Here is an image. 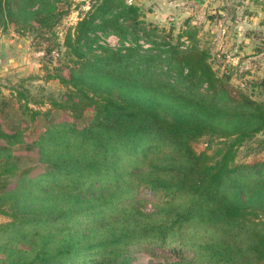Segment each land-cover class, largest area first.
I'll list each match as a JSON object with an SVG mask.
<instances>
[{
	"label": "trees",
	"instance_id": "1",
	"mask_svg": "<svg viewBox=\"0 0 264 264\" xmlns=\"http://www.w3.org/2000/svg\"><path fill=\"white\" fill-rule=\"evenodd\" d=\"M23 1L0 0V28L19 13L53 26L55 9H28ZM140 24L138 5L101 0L67 32L74 65L60 75L66 98L53 104L70 119L32 139L42 171L20 169L11 145L26 138L0 122V138L9 142L0 144V212L11 218L0 224L6 261L132 264L139 245L180 257L162 264H264V154L236 160L238 149L264 132V101L233 89L207 49L158 45ZM99 31L132 33L133 43L108 46ZM154 66L191 92L190 103L164 102L183 98L170 87L147 86ZM198 85L206 92L192 93ZM87 111L90 122L78 126ZM145 189L162 196L149 211L135 205Z\"/></svg>",
	"mask_w": 264,
	"mask_h": 264
},
{
	"label": "rangeland",
	"instance_id": "2",
	"mask_svg": "<svg viewBox=\"0 0 264 264\" xmlns=\"http://www.w3.org/2000/svg\"><path fill=\"white\" fill-rule=\"evenodd\" d=\"M100 1L24 0L23 5L28 9L38 6L55 9L57 19H54L53 26L41 28L32 16L23 17L21 13L1 25L0 122L7 132L19 129L26 138L25 142L11 145L20 169L28 168L32 174L42 171L44 165L38 160L36 149L29 147L32 139L48 125L70 119L68 111L53 104L54 100L64 101L66 98L68 88L60 81V75L67 76L74 65L72 59H75V55L66 47L65 36L69 30L74 31L78 20ZM124 1L139 6L140 25L151 33L150 38L158 45L169 43L179 50L192 46L207 49L213 68L218 75L229 79L233 89L264 101V58L255 57L261 52L259 50L264 51V0H205L203 4L194 1L176 4L169 0ZM259 27L262 30L258 31ZM248 29L252 32L247 33ZM98 35L101 43L111 47L129 45L134 39L132 33L119 36L113 32L105 34L99 31ZM139 42L144 48L154 45L144 38ZM92 47V53L100 51L99 47ZM152 69V72L148 71L151 77L147 86H159V91L170 87L169 93L183 98L161 97L164 102L179 107H184L185 102L190 103L191 92L181 82L160 73V66ZM170 71L176 72L173 69ZM156 81L160 83L156 84ZM205 86L198 85L192 89V93L206 92ZM145 93L150 92L145 90ZM32 109L40 113L33 117L30 114ZM91 115V111L85 112L82 118L76 120L77 125L88 124ZM0 144L8 145L9 142L0 138ZM196 145L202 149L207 142L202 139ZM263 154L264 132L242 145L236 160L252 161ZM10 180V186L15 185V178ZM161 199V194L156 195L145 189L137 196L135 205L149 211ZM10 219L0 212V224ZM131 252L132 264L173 263L180 258L172 251L152 250L148 246H135ZM5 256L0 249V264H12L4 259Z\"/></svg>",
	"mask_w": 264,
	"mask_h": 264
},
{
	"label": "crops",
	"instance_id": "3",
	"mask_svg": "<svg viewBox=\"0 0 264 264\" xmlns=\"http://www.w3.org/2000/svg\"><path fill=\"white\" fill-rule=\"evenodd\" d=\"M169 1H172L173 3H176V4H179L180 2H185V1H187L188 2V0H169ZM207 1V0H206ZM139 4V3H138ZM162 17L164 16V14L163 13H161L160 14ZM153 16H154V14H153ZM247 28H249V27H247ZM258 31L259 30H262V29H260V27L257 29ZM252 31H250L249 29H248V31H247V33H251ZM261 51V52H260ZM260 52V53H259ZM259 54H257V55H255V57L257 56V57H259V58H264V51H262V50H259ZM253 56V55H252Z\"/></svg>",
	"mask_w": 264,
	"mask_h": 264
},
{
	"label": "water",
	"instance_id": "4",
	"mask_svg": "<svg viewBox=\"0 0 264 264\" xmlns=\"http://www.w3.org/2000/svg\"><path fill=\"white\" fill-rule=\"evenodd\" d=\"M189 2L190 1H194V2H197V3H200V4H203L205 2V0H188Z\"/></svg>",
	"mask_w": 264,
	"mask_h": 264
}]
</instances>
